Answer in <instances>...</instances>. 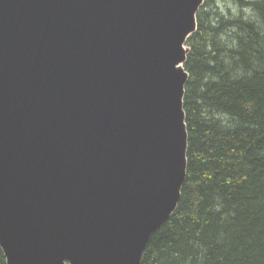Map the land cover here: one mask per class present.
I'll return each mask as SVG.
<instances>
[{
  "label": "water",
  "instance_id": "95a60500",
  "mask_svg": "<svg viewBox=\"0 0 264 264\" xmlns=\"http://www.w3.org/2000/svg\"><path fill=\"white\" fill-rule=\"evenodd\" d=\"M205 0H0L7 264H141L188 170Z\"/></svg>",
  "mask_w": 264,
  "mask_h": 264
},
{
  "label": "trees",
  "instance_id": "16d2710c",
  "mask_svg": "<svg viewBox=\"0 0 264 264\" xmlns=\"http://www.w3.org/2000/svg\"><path fill=\"white\" fill-rule=\"evenodd\" d=\"M213 1L186 44L187 178L141 264H264V0Z\"/></svg>",
  "mask_w": 264,
  "mask_h": 264
},
{
  "label": "rangeland",
  "instance_id": "374dc122",
  "mask_svg": "<svg viewBox=\"0 0 264 264\" xmlns=\"http://www.w3.org/2000/svg\"><path fill=\"white\" fill-rule=\"evenodd\" d=\"M246 1H249V0H246ZM215 2L220 7L219 9L224 12H227L228 9H230L231 11L239 9L233 0H214L213 3ZM233 14H236V13L233 12Z\"/></svg>",
  "mask_w": 264,
  "mask_h": 264
}]
</instances>
